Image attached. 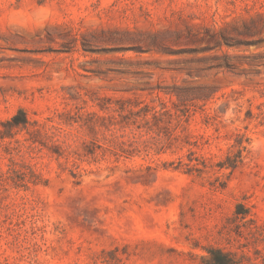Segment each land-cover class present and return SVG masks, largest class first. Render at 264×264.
Instances as JSON below:
<instances>
[{"label":"rangeland","instance_id":"1","mask_svg":"<svg viewBox=\"0 0 264 264\" xmlns=\"http://www.w3.org/2000/svg\"><path fill=\"white\" fill-rule=\"evenodd\" d=\"M174 87L191 109L181 148L150 133L148 155L78 160L110 144L77 124L30 141L32 123L44 133L102 98L171 108ZM19 109L29 132L0 138V264H204L210 248L262 264L264 0H0L1 131ZM237 134L242 163L219 169ZM189 150L203 173L174 169Z\"/></svg>","mask_w":264,"mask_h":264},{"label":"trees","instance_id":"2","mask_svg":"<svg viewBox=\"0 0 264 264\" xmlns=\"http://www.w3.org/2000/svg\"><path fill=\"white\" fill-rule=\"evenodd\" d=\"M185 91V88L174 87L172 91L167 92L166 94L175 96L178 103L173 102L171 108L161 103L160 109L141 102H131L130 100L111 101L108 98H102L95 105L98 111L85 112L76 117L69 115L68 119H63L62 117L63 115H68V113L60 114L58 115L59 121L48 126L44 133H42V130L45 124L32 123L35 128L31 132L33 137L30 141L32 144L39 143L41 146H47L43 141L44 139L52 140L62 134H72L71 130L68 129L77 124L92 138L97 139L98 135L102 134L103 139L110 144L108 147H104L95 139H91L84 144L81 154H77L75 151L68 152V155L78 160L84 157L94 158L98 151L110 152L115 160L120 158L129 159L138 154L148 155L151 149L149 142L141 139L150 133L158 137L156 141L159 143L162 141L161 136L163 135L165 144L169 149L174 143H177L178 148H181L184 145H180V142H183L182 144L188 143L185 141L186 136L177 134L176 130L184 129V124L191 117L190 105L182 99V93ZM32 124L26 112L23 109H19L9 120L1 123L3 130H0V138L12 137L13 132L18 130L29 132V126ZM126 129H130L132 134L130 138L127 137V140L124 139L126 135L123 134ZM143 132L145 134H142ZM151 138L155 139V137ZM246 140L244 135L237 134V140L233 145L235 152L232 155H227L224 161L218 163L217 167L219 169L235 170L242 163L243 153L247 151V147L244 145ZM50 147L60 157L69 148V145L63 150V146L58 144L57 141H51ZM193 155L194 153L189 150L188 162H183L182 159H179L177 162L178 167H174V169L178 170L180 167H184L188 173H203L207 168V163ZM17 177L20 181H24V174L20 173ZM235 214L244 219L249 213L247 209H244L243 205L238 204ZM202 260L204 264H243L242 260L237 258L234 253L226 252L219 248L208 249L207 256ZM262 264H264V258L262 259Z\"/></svg>","mask_w":264,"mask_h":264}]
</instances>
